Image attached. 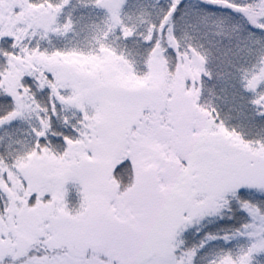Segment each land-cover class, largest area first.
Masks as SVG:
<instances>
[{"label":"snow or ice","instance_id":"1","mask_svg":"<svg viewBox=\"0 0 264 264\" xmlns=\"http://www.w3.org/2000/svg\"><path fill=\"white\" fill-rule=\"evenodd\" d=\"M0 264H264V0H0Z\"/></svg>","mask_w":264,"mask_h":264}]
</instances>
